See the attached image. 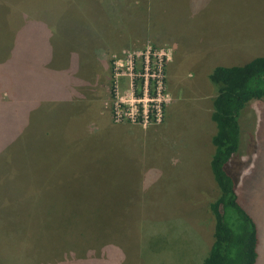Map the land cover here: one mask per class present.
<instances>
[{"label":"rangeland","instance_id":"rangeland-1","mask_svg":"<svg viewBox=\"0 0 264 264\" xmlns=\"http://www.w3.org/2000/svg\"><path fill=\"white\" fill-rule=\"evenodd\" d=\"M207 1L0 0V264H202L218 195L207 71L228 65L227 31L247 48L236 63L264 53V0ZM147 46L168 55L163 119L115 122L113 57ZM239 119L228 168L264 264V98Z\"/></svg>","mask_w":264,"mask_h":264},{"label":"trees","instance_id":"trees-1","mask_svg":"<svg viewBox=\"0 0 264 264\" xmlns=\"http://www.w3.org/2000/svg\"><path fill=\"white\" fill-rule=\"evenodd\" d=\"M209 79L216 92L211 118L217 130L212 136L215 148L210 167L218 195L209 205L216 220L214 240L202 264H256L258 227L240 199L238 176L229 168L240 146L241 110L250 100L264 98V56L243 64H219L211 70Z\"/></svg>","mask_w":264,"mask_h":264},{"label":"built area","instance_id":"built-area-1","mask_svg":"<svg viewBox=\"0 0 264 264\" xmlns=\"http://www.w3.org/2000/svg\"><path fill=\"white\" fill-rule=\"evenodd\" d=\"M167 59L164 48L152 46L144 51L123 50L120 55H114L112 117L115 122L130 121L145 127L162 121L164 107L171 100L165 87ZM123 82L127 87H121Z\"/></svg>","mask_w":264,"mask_h":264},{"label":"crops","instance_id":"crops-1","mask_svg":"<svg viewBox=\"0 0 264 264\" xmlns=\"http://www.w3.org/2000/svg\"><path fill=\"white\" fill-rule=\"evenodd\" d=\"M206 3H211V0H208ZM201 8H206V7H201ZM234 20H235V23H236V25H234L235 29L237 31H239V33L241 35L250 38V30H251V28L246 24V21L245 20H239L237 18L234 19ZM227 32H228V37L224 39L226 41L227 47H225V42H220V43L224 46L222 52L228 57V62H229L228 65H234L236 63V61H235L236 60V57H238V56H247V53H245V51H246L247 48H246L245 45H242L240 48H236V45L234 43V36H233L234 33L233 32H229V31H227ZM160 37L161 36L155 37V36H153L150 33V35L146 39L147 40H153V41L156 40V41H158V42L161 43ZM251 39H253V38H251ZM123 44H126V45H121V46H118V47L114 46V47H111V48H109V49H107V50H105L104 52L101 53V55H103V57H104V61L102 62L103 72H106L107 74L110 73V71H111V69H110L111 65H110V62H109V58H112L113 54H115L116 52H119L123 48L127 47L128 44H130V43H129V41H126ZM160 45L165 46V44H162V43ZM130 46H131V44H130ZM262 51L264 52V50H262ZM256 56H264V53H254V52L251 53V51H250V57H248V58L251 60L252 57L254 58ZM249 59H246V61L249 60ZM219 64H223V63H219ZM236 64H242V63H236ZM207 72L210 73L211 71H207ZM211 87L212 86L209 85L208 88H206V90L207 91L211 90L210 89ZM209 97L207 96L205 98H202L203 99L202 106H203V108L205 110L204 115L208 118V120L211 117V114H209L208 113V110L205 108L206 105H207V102H206L205 99H209Z\"/></svg>","mask_w":264,"mask_h":264}]
</instances>
